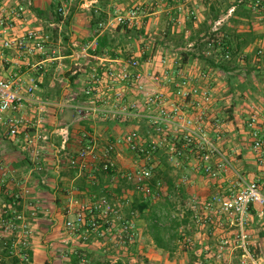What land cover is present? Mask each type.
Listing matches in <instances>:
<instances>
[{
  "label": "built area",
  "instance_id": "obj_1",
  "mask_svg": "<svg viewBox=\"0 0 264 264\" xmlns=\"http://www.w3.org/2000/svg\"><path fill=\"white\" fill-rule=\"evenodd\" d=\"M55 1L59 2L58 11L64 16L65 5L60 0ZM173 1L176 3L170 5L168 0H151L145 6L138 4L126 9H122L118 3H113L112 13L108 15L102 28L126 25L137 29L144 25L145 17L161 13L169 15L172 11L178 15L177 18L173 17L171 22L173 26L178 27L181 25L180 20L184 18L197 21L199 5L208 3L209 0H194L193 6L188 5L191 0ZM261 4L260 0H256L253 2V8L261 9ZM232 10L233 8L229 9L228 14ZM223 20L224 18L216 21L212 30L217 31ZM26 23V9L22 4H0V125L6 130V135L16 141H19L20 129L34 126L20 113L22 106L38 105L42 111L52 103L38 99L36 95L38 82L35 76H25L19 71L3 75L6 63L4 51L14 50L19 55L38 54L46 59H55L58 56L57 49L50 45L51 35L47 32L27 29L22 34H13L18 26ZM96 46V37L86 42L81 48L84 57H95L92 53ZM191 46L192 44H188L189 48ZM148 50L149 46L143 45L137 55L145 54ZM263 53V47L258 46L256 56ZM244 57L246 53L239 56L237 61L243 62ZM225 58L228 59L229 54H226ZM153 60L150 55L146 62ZM157 62L161 66L160 70L145 71L141 61L134 56L121 66L100 63L86 72L81 90L86 99L73 106L80 120L97 117L104 121H137L145 123L147 130L144 132L140 126H136L116 136L114 140L106 142L101 154L96 150L98 147L96 138L84 132L80 138L81 148L75 155L69 156L67 162L79 172L99 161L103 162V168L107 169L116 163L114 154L117 149L124 147L135 155L139 163L127 171L119 169L121 177H126L133 184L135 192L152 201L158 198L157 189L165 192V188L160 186H157V189L155 187L153 191L148 183L154 167L158 164L156 156L160 150L165 151L167 162L174 169L183 168L185 163L192 160L196 171L209 178H218L222 172L231 171L236 181L227 195L219 192L212 194L201 202V212L197 210L195 203L188 209L193 211V218L199 224H215V227H221L223 225L221 218L225 217L229 226L237 228L235 233L237 246L242 248L245 257L251 258L246 246L248 234L245 225L250 207L264 205L261 185L239 175L230 159L221 150L218 142L220 138L218 121L213 123L215 133L214 136L211 135V124L207 122L205 104L211 95L210 88L200 86L196 76L182 69L174 55H160ZM30 68L37 71L41 65L34 64ZM82 68L86 71L83 66ZM197 76L207 81L211 78L210 71L201 72ZM246 128L250 139L249 146L256 162L263 164L264 114L255 106L248 112ZM60 137L62 145H66L69 139L68 131L62 129ZM43 139L46 137L36 135L25 140L24 144H38ZM33 163L32 171L42 170L38 151L35 150ZM187 180L185 176L180 177L183 184ZM27 181L24 179L19 190L11 195V201H0V264H33L30 256L33 230L29 218L15 208L23 196L29 193ZM94 208L101 216H106L110 212L115 215L118 212L107 201L98 202ZM87 209L91 210L90 207L84 206L78 208L74 219L66 222V228L71 233H77L82 227L90 226L97 236H104L105 232L98 230L96 221L87 219ZM174 214L180 215L175 212ZM126 237L133 240V232H127ZM185 240L192 244L190 238ZM227 242L222 241L223 244Z\"/></svg>",
  "mask_w": 264,
  "mask_h": 264
},
{
  "label": "crops",
  "instance_id": "obj_2",
  "mask_svg": "<svg viewBox=\"0 0 264 264\" xmlns=\"http://www.w3.org/2000/svg\"><path fill=\"white\" fill-rule=\"evenodd\" d=\"M60 1L65 5V15L62 16V20H57L56 18L55 6L57 7L59 2L55 0L0 1V4L20 3L26 9L27 23L18 26L13 31L14 35L22 34L27 29H38L47 32L51 35L50 45L58 51V56L55 59H46L43 55L38 54L19 55L14 50L4 51L6 63L4 65L3 75L19 71L25 76H35L38 82V88L36 90L38 99L43 102L52 103L46 106L42 111L38 105L28 106L24 104L22 106L20 113L27 120H30L34 126L20 129L19 141L8 137L6 135V130L0 125V201L9 202L11 195L15 194L23 184V180H28L26 184L29 193L23 196V199L17 203L15 208L30 219V225L33 230L31 239V259L33 264H71L70 256L75 251L84 250L88 253H94L97 248L96 244H102L99 238L87 229H82L83 227L79 230V233L75 235H70V233L66 231V221L75 217L78 208L83 206L90 207L93 202L89 194L75 188V183L79 179L80 173L78 170L67 166V159L69 156L75 155L81 148L82 143L80 134L83 129L86 130L87 127L91 129L90 134L96 138V142L100 141L98 135L101 136L103 134L106 143L112 137L115 138L116 136L122 135L120 132L118 135H114L113 130L114 126L116 127V125L122 123V121L108 122L98 119L97 117L88 118L83 121L79 119L73 106L75 103L82 101L81 90L83 87V78L86 76V72L91 71L92 64L99 65L101 63L116 67L121 66L124 62L122 53L125 50L127 51V49L125 45L117 46L116 49L107 47V50L116 53L115 57L106 53L101 57L89 58L84 57L81 48L90 39L95 38L97 26L94 25L93 22L97 19L98 13H104L108 18V15L112 13L113 3H118L122 9H126L138 4L145 6L151 0ZM193 1L194 0H191L188 5L193 6ZM168 2L170 5L176 3L173 0H168ZM208 5L209 3L199 5L196 23H199L205 18ZM70 13V23L68 26H64V20ZM177 15V12L172 11L169 15L161 13L150 15L143 19V29L146 36H152L154 39L161 36L160 39H158L161 41L163 38L165 39L163 44L155 43L156 41L154 42V48L158 50V55L153 57L154 62L150 61L147 63L145 61L142 63V68L145 71L161 69V66H159L157 62L160 58V54L163 55V53H168L177 57L178 52L186 49L184 48V44L176 42L181 35H184L186 38L187 35L190 34V31L187 29L189 19L184 18L180 20L181 25L178 27L175 25L173 26L171 20L173 17L177 18ZM227 15L220 18H224L222 23L227 20L231 13ZM161 25L164 26L161 27ZM256 26L258 32L263 35V38L256 40L253 45L245 49L247 57H250L258 46L264 49V23L261 24L257 22ZM116 27L117 26L102 28V26H100V34L108 32L113 37L116 32ZM64 37H66L67 40H65ZM141 38L142 37L133 39L128 37L124 40L128 42L127 47H133V52L138 54V47L140 42H142ZM68 49L71 51L70 54H67ZM259 57L264 61V53ZM34 64H40L41 68L34 71L30 68ZM238 64L240 67L235 72H239L242 67L246 66V61H239ZM262 65H264V62ZM82 66L86 71H83ZM180 67L193 73L200 86L210 88L211 95L205 104L206 108L209 106L211 111L214 107L213 105L216 107L220 103L218 96H214V92L218 93V85L215 84L213 79L209 81L202 80V78L200 79L197 75L201 72H211L212 70H214V73H218L219 70L215 71V69L210 68L208 65H204L203 62L197 58L193 61L180 64ZM246 70L250 71L248 67ZM255 70L259 78H261L257 80L259 84L257 97L262 98L264 96V71L262 74H259V66L255 68ZM231 75L232 74H228L227 78H232ZM258 76L253 74L251 79L248 80V78L245 77L241 82L243 80L248 82L252 81L256 86L257 84H255L253 80L256 81V77ZM72 77L75 80L71 81ZM238 84L239 85H231L229 87L232 98L231 105H234L233 108L230 107L232 110V130H234L236 135L240 133V131L237 130L238 121H242L240 118L241 112L236 110L237 100L242 94L243 96L246 95V88L241 90L239 87L241 83L239 82ZM249 92L253 94L252 89H250ZM218 99L219 101H217ZM262 100H264V98H262ZM62 105L64 107H61ZM252 106L254 105H249V109L244 111L245 114L243 116L245 117V121L242 129L240 128L242 131V138L245 136L247 142H243L244 146L242 145L239 148H234V146L232 148V151L236 154V157L233 159L234 161H232L223 150L222 144L220 148L230 159L231 163L237 166H234L237 169L236 171L242 172V174L240 173L239 175H242L248 180L257 181L261 185V191L264 194V163L258 164L256 162L255 155L249 146L250 139L246 128L248 112ZM255 108L264 114V107L255 106ZM210 111L208 110V112ZM218 116L219 112H215V115L207 117L213 118V121L210 122V133L212 136H214L215 133L212 126L215 121H218L219 124L221 123L220 128L224 130V122L219 119ZM126 122L130 123L132 127L135 125L140 126L142 131L147 127L145 123H137V121H123V123ZM227 127L228 125L226 126V130L229 131L230 129H227ZM62 129H66L69 133V139L66 145H62L61 143L60 132ZM221 130L219 131L221 132ZM36 135L46 137V139L40 140L38 144H24L25 140L35 137ZM34 150L38 151V159L43 166L41 171H32ZM192 166H194V162L190 160L185 163V169L179 173H175V175L180 176L182 172L187 173L188 169L191 168L193 170ZM225 173L222 172L218 178L206 177L209 180H203V177L200 176L197 171L193 170L194 176H198L200 178L198 179L201 180L202 183L198 184V179L194 180L191 177L189 185L185 186L186 194L188 197L190 195L197 196L199 194H205L208 198L212 194L218 192L221 193L226 190V192H228L231 187H233L236 177L231 171ZM201 174L204 175L203 173ZM188 177H190V174ZM195 181L197 184L195 185V189H193L192 187ZM196 188L199 190L194 192ZM252 208L257 209V211L259 208L261 210L263 209L262 206L259 207L258 205H254ZM258 212L257 215H254L249 211L248 215H254V220L258 221L261 220L259 219L260 213ZM86 231L90 233L89 239L86 243H81V246H79L80 238L78 236L85 234Z\"/></svg>",
  "mask_w": 264,
  "mask_h": 264
},
{
  "label": "trees",
  "instance_id": "obj_3",
  "mask_svg": "<svg viewBox=\"0 0 264 264\" xmlns=\"http://www.w3.org/2000/svg\"><path fill=\"white\" fill-rule=\"evenodd\" d=\"M255 1L256 0H209L205 18L199 23H196L193 19H189L187 29L190 31V34L187 35L186 38L184 35L178 38L179 44H184V48L186 49L177 53V57L175 56L176 61L182 64L197 58L202 61L203 64H208L210 68L232 74V78H235L236 74L234 72L240 67L237 61L239 56L244 54L245 49L253 45L256 40L263 38V35L257 30L256 23H264V0H260L262 6L261 9L258 10L253 8V2ZM231 8H233L231 15L220 27H218L217 31H213L212 27L214 23L222 16L227 15ZM55 14L57 20H62V15L60 11H58V6H55ZM97 15V19L93 22V24L97 26L95 31L97 46L92 53L95 57H101L106 53L115 57L116 53L107 50V47L116 49V47L122 45L124 39L128 37L133 39L146 37L143 26L136 29L135 27H128L126 25H116V32L113 37L108 32L100 34V26L106 22L107 16L104 13H98ZM70 19L71 13L64 20V26L69 25ZM160 37L161 36L156 37L155 41L163 44L165 39L163 38L162 41L158 40ZM64 39L67 40L66 37H64ZM188 44H192V46L187 48ZM257 49L258 48H256L255 54ZM125 51L122 53L124 62L130 59V57L136 56L141 61V66L150 56L148 51L142 55H137L132 51ZM70 52V49H68L67 54H70ZM226 54H229L228 59L225 58ZM163 55L165 54L163 53ZM244 60L248 65V69L253 68L254 65L251 67L250 57H247V53ZM94 65L93 63L91 68H93ZM249 74L250 71L247 72V75ZM73 80L75 79L72 77L71 81ZM244 86L245 85L241 84L239 87L241 90H244ZM85 99L86 97L82 93L81 100L84 101ZM233 106L234 105H231L232 108ZM85 120L86 119H83V121ZM135 126L133 128H135ZM146 130L147 127L143 129L144 132H146ZM90 131L91 129L88 127L86 130L83 129L80 138L84 132L91 135ZM114 139L115 138L112 137L110 140ZM67 164V166L70 167L68 162ZM103 166L104 163L99 161L89 166L87 169L81 170L79 172L80 177L75 183L76 189L89 194L93 200L92 206H90L91 210H86L87 219L96 221L98 230L104 231L106 234L108 230L112 228V217L116 215L110 212L106 216H101L94 206L98 202L107 201L112 204L114 209L118 210L119 206L116 208L114 205H121L122 203V205H124L123 209L125 215L117 225L118 231L122 235V240L118 242L122 243L123 246L133 244L137 236L138 226V223L136 224L135 222L137 220V222H140V219H144L156 245L169 252L173 251L175 248L172 247L174 239L182 238L180 235L181 227L185 229L184 234L189 232L190 220L193 218L194 213L192 210L187 209L180 215L178 214L175 216L174 214V211H180V209H177L178 206L183 207L186 205L188 195L186 194L185 185L180 181V176L171 173L172 167H170L167 162L166 156L161 158L159 163L156 164L153 169V175L148 182L153 191L155 187L157 189V186L165 188V192H160L159 189H157L159 194L155 201L135 192L133 190V184L129 182L126 177H121V172H119L117 163L113 166H109L107 169H104ZM130 191L132 195L135 193L136 195L129 197L128 193ZM9 201H11V199H9ZM249 211L257 215V212L252 206ZM82 229H87L95 235V232L90 229V226L83 227ZM112 232H115L114 229H112ZM127 232H133V240L127 239ZM118 238H120V236L117 235L116 240ZM254 256L257 257L258 255ZM70 258L71 264H111L107 253L100 250L94 253H88L84 250L75 251L71 254ZM198 260L199 256L196 251H193L190 254V259L187 264H195ZM118 264L122 263L118 262Z\"/></svg>",
  "mask_w": 264,
  "mask_h": 264
},
{
  "label": "rangeland",
  "instance_id": "obj_4",
  "mask_svg": "<svg viewBox=\"0 0 264 264\" xmlns=\"http://www.w3.org/2000/svg\"><path fill=\"white\" fill-rule=\"evenodd\" d=\"M162 26L164 25H161V27ZM141 39H142V42H140V45L141 46L148 45L149 54L152 57H155V55L157 56L158 50H155L154 48L155 39L152 36L142 37ZM178 42L179 41H177L176 43ZM127 44L128 42H126L125 40L122 42V45H125V48L127 49L128 52L130 50L133 52V47H127L128 46ZM140 45L138 49H140L141 47ZM187 48H189L188 45H187ZM263 62L264 61L261 59V57L256 56L255 52H253L250 56V63L251 65H254V66L252 69L249 68L250 69L249 75H247V72H249V70H246V68L248 67L247 63H246V66L242 67V69L239 72H234L237 75L235 78H227L228 73H225L222 71H218V73L216 72L214 73L213 72L214 70H212L210 72V77H211L210 79H213L215 81V84L218 85L217 87L218 93L214 92V96L215 95L218 96V98L220 99V103L216 107L215 105H213L214 107L211 111L209 109L210 107L208 106L207 109L210 112L206 110L208 114L207 117L211 115H215V112H219L218 118L224 122V125H223L224 130H221L222 128H220L221 132H220V138L218 142L220 143V145L222 144L223 150L227 153V155L232 161H234L233 159L236 157V154L232 151V148L234 146H235L234 148H239L245 142H247L245 139V136L244 138H242V135H241L242 131L240 130V128L242 129L244 121H245V117L243 116L245 114L244 111L248 110L249 105H252V104L257 107H261V108L264 107V100H262L264 96L262 98L257 97L258 96L257 92L259 89V84L257 83V80L261 78H259V76L255 72L256 71L255 68H258L259 66L260 71L258 73L259 74L263 73L264 71V65H262ZM204 65H208V64H204ZM215 71L217 70L215 69ZM253 74L258 76L256 77L257 78L256 81L253 80L255 84H257L256 86L252 83V81L248 82L246 80H243L242 81L243 83L241 82V80L245 79V77L248 78V80L251 79ZM239 82L242 85H245L244 87L246 88L245 89L246 95L243 96L242 94V96L238 98L237 100V106L235 105L237 108L236 110L238 112H241L240 118L243 121V122L238 121L237 130H239L240 133H237L238 135H236L234 130H232V123H231L232 122V117H231L232 110L230 109L232 98L230 95L229 87L231 85L233 86L239 85L238 84ZM250 89H252L253 94L249 92ZM219 99L217 101H219ZM212 121H213V118L212 119L207 118L208 123ZM227 125H228L227 129H230L229 131L226 130ZM220 127H221V123H220ZM132 128L133 127L130 123H127V122L118 123L116 127L114 126L113 128L114 135L116 134L118 135L119 132L120 134H124L125 132H127L128 130ZM104 137L105 136L103 134L101 136L98 135V138H100V141L97 142L98 147L96 148L98 154H101L104 146L106 145ZM114 155H115L116 163L118 164V167L121 170L127 171L129 169L134 168L139 163L135 155L132 152L125 149L124 147L118 148L116 154ZM164 156H166L165 151L160 150V152L157 154L156 157L158 158V160H160ZM192 167H193V170L196 171L195 167L194 166ZM184 169L185 167L175 168V169L172 168L171 173L175 175V173H179L183 171ZM193 170L191 168V169H188L187 173L185 172L180 173V177L185 176L188 178L187 182L184 184L185 186L189 185L191 181L190 179L191 177L194 180H197L199 178L198 176L196 177L194 176ZM235 170L237 169L235 168ZM237 173L242 174L241 171ZM189 174H190V177H188ZM198 174L203 177V180L204 179L209 180L208 178H206V176L202 175L200 172H198ZM199 179H198V184L202 183V181ZM196 184L197 182L195 181L192 187L193 189H195ZM197 190L199 189L196 188L194 192H196ZM226 191L221 192V193H223V195L225 196L229 192V191L228 192ZM133 195H136V193ZM133 195L131 194V191L128 193L129 197H132ZM206 196L207 195L205 194H199L197 196L190 195L187 198L186 205L183 207L178 206L177 209H180V211L176 210L174 212L175 213L179 212L181 214L183 213L184 210L186 211L188 208H190V205L193 203L197 205V210L201 212V208H202L201 202L207 199ZM114 206H116V208L117 206L119 207H118L117 214H115L116 216L112 217V221H111L112 228L109 229L108 232L104 236H97L95 234V236L99 238V240L102 242L101 245L96 244L97 248L95 251L100 250V251L106 252L108 255V258L111 261V264H118V262L122 264H134V263H138V264H187L190 259V254L193 251H196L197 255L199 256V260L195 264H264V205L263 206L258 205L259 207L260 206L263 207L262 210L259 208L258 210L259 212L257 211V209H255V211L260 213L259 219L261 220H258V221L254 220V217H253L254 215L251 216V214H249L246 219L245 230H246V233L248 234L246 246H247V249L249 251V255L251 256V258L245 257L243 250H241L242 248H239L237 246V243L235 242V233L237 231V228L229 226L227 219L225 217L221 218V221L223 222V225L221 227H215V224H211V225L205 224V223L199 224L196 222V220H194V218H192L189 224V232L184 234L185 229L184 227H181L180 235L182 236V238L174 239L173 241L174 246L172 245V247H175V248L171 252L164 250L162 248H159L156 245L155 241L153 240L149 232V229H148V226L145 220L140 219L139 220L140 222H137L138 220L135 222L136 224L138 223V226H137V236L133 244L128 245V246H123L122 243L118 242L119 240H122V235L119 233L117 225H118V222L121 220V218H123L125 215L124 209H123L124 205H122L121 203V205L115 204ZM73 219L67 220V221H72ZM214 219H216V217H214ZM65 227H66V223H65ZM112 229H114L115 232H112ZM66 231L70 233V235H75L79 233V231L77 233H73V232L71 233L67 228H66ZM89 234L90 233L86 231L85 234H81V236L80 235L78 236L80 238L79 244H78L79 246H81V243L84 244L88 241L89 236H90ZM117 235L120 236V238L116 240ZM186 238L191 239L192 241L191 245L188 242H186L185 240ZM224 240L228 241L227 244L222 243V241ZM252 255L253 256L258 255V256L253 257Z\"/></svg>",
  "mask_w": 264,
  "mask_h": 264
}]
</instances>
